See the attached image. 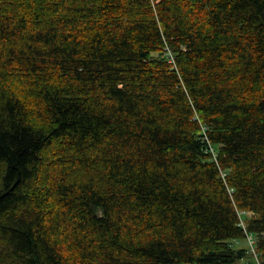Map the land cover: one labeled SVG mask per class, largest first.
Masks as SVG:
<instances>
[{
  "label": "trees",
  "instance_id": "trees-1",
  "mask_svg": "<svg viewBox=\"0 0 264 264\" xmlns=\"http://www.w3.org/2000/svg\"><path fill=\"white\" fill-rule=\"evenodd\" d=\"M248 235L264 264V0H0V264H237Z\"/></svg>",
  "mask_w": 264,
  "mask_h": 264
},
{
  "label": "rangeland",
  "instance_id": "rangeland-1",
  "mask_svg": "<svg viewBox=\"0 0 264 264\" xmlns=\"http://www.w3.org/2000/svg\"><path fill=\"white\" fill-rule=\"evenodd\" d=\"M253 213H248V215H252ZM254 238V236H253ZM237 247L246 248L251 251V245L247 237L240 238L239 241L236 243ZM237 264H257L255 255L252 252H249L247 257H245L242 261L238 262Z\"/></svg>",
  "mask_w": 264,
  "mask_h": 264
},
{
  "label": "built area",
  "instance_id": "built-area-1",
  "mask_svg": "<svg viewBox=\"0 0 264 264\" xmlns=\"http://www.w3.org/2000/svg\"><path fill=\"white\" fill-rule=\"evenodd\" d=\"M169 55H171V54H169ZM171 58H172V57H171ZM247 238H248V240H249V242H250V245H251V251H252V253H254V255H255V258H256L257 264H261L260 261H259V259H258V257H257V254H256V250H255V246H254V238H253V236H252V235H248Z\"/></svg>",
  "mask_w": 264,
  "mask_h": 264
}]
</instances>
